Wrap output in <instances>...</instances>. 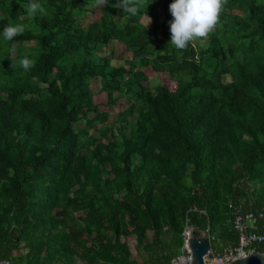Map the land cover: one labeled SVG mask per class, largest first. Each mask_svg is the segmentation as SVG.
I'll return each instance as SVG.
<instances>
[{
    "label": "trees",
    "instance_id": "1",
    "mask_svg": "<svg viewBox=\"0 0 264 264\" xmlns=\"http://www.w3.org/2000/svg\"><path fill=\"white\" fill-rule=\"evenodd\" d=\"M29 2L0 0V32L25 25L0 35V259L170 264L186 226L235 245L228 201L264 208V0H227L184 51L169 44L173 0L136 16L116 0H40L35 18ZM112 41L130 54L120 65L101 54Z\"/></svg>",
    "mask_w": 264,
    "mask_h": 264
},
{
    "label": "clouds",
    "instance_id": "2",
    "mask_svg": "<svg viewBox=\"0 0 264 264\" xmlns=\"http://www.w3.org/2000/svg\"><path fill=\"white\" fill-rule=\"evenodd\" d=\"M108 0H95V5L103 7ZM227 0H173L169 5V11L173 17L170 22L171 39L169 44L178 51H184L195 39L207 37L224 12V5ZM143 0H116L115 7L130 16H136L140 9L145 6ZM24 13L28 18H35L37 15H46L45 9L40 0H30L24 6ZM150 23V17L146 15ZM146 26V27H147ZM25 32L23 24H8L3 27L0 35L5 41H15L17 36ZM15 52V49H12ZM20 66L28 71L34 67V62L27 57L20 60ZM248 254H244L247 258Z\"/></svg>",
    "mask_w": 264,
    "mask_h": 264
},
{
    "label": "built area",
    "instance_id": "3",
    "mask_svg": "<svg viewBox=\"0 0 264 264\" xmlns=\"http://www.w3.org/2000/svg\"><path fill=\"white\" fill-rule=\"evenodd\" d=\"M228 206L232 210V224L237 232V243L233 246L217 251L213 248L215 236L210 232L209 227L202 231L209 244L208 253L204 255V261L209 264H226L232 260L244 258V254L257 251L259 244L264 243V233H258L257 223L264 218V208L260 210H244L242 204H236L232 200L228 201ZM188 226L182 232L183 244L179 253L173 256L170 264H191V254L186 244ZM0 264H16L8 259H0Z\"/></svg>",
    "mask_w": 264,
    "mask_h": 264
},
{
    "label": "rangeland",
    "instance_id": "4",
    "mask_svg": "<svg viewBox=\"0 0 264 264\" xmlns=\"http://www.w3.org/2000/svg\"><path fill=\"white\" fill-rule=\"evenodd\" d=\"M94 18H96V15H88L86 17V23L89 22L90 20H93ZM142 21L145 23H148V20L146 18V16L142 17ZM199 43H204L203 39H199ZM101 54H109L112 57V64L114 65H120L123 63L125 58H129L130 54L127 53L126 51H124L123 46L120 42L117 41H112L109 43V45H107V47L103 48V50L101 51ZM145 73L148 77H154L155 74L153 71H151L150 69H145ZM164 78V76L162 77ZM223 79L225 82L230 81L229 76H223ZM164 82L166 84L171 85L172 82L168 81L166 82L164 79ZM90 89L93 93H96L95 95V99L98 98V101L100 102H105L106 101V96L105 93L102 92L100 90V83H99V79L98 78H92L90 79ZM119 105H116L114 110L110 113V117H109V125L110 126H114V125H118L117 122H114L116 120L115 116L118 110H121L122 108H124L126 106V101L124 97H120L119 101H118ZM121 106V107H120ZM114 120V121H113ZM75 264H83L80 260H77L75 262Z\"/></svg>",
    "mask_w": 264,
    "mask_h": 264
},
{
    "label": "water",
    "instance_id": "5",
    "mask_svg": "<svg viewBox=\"0 0 264 264\" xmlns=\"http://www.w3.org/2000/svg\"><path fill=\"white\" fill-rule=\"evenodd\" d=\"M186 244L191 254V264H209L204 261L209 244L202 231L188 227ZM226 264H264V253L252 252L247 255V258L235 259Z\"/></svg>",
    "mask_w": 264,
    "mask_h": 264
}]
</instances>
